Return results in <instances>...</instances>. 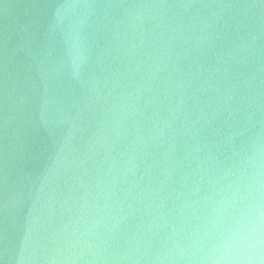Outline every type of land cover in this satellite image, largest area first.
<instances>
[{
  "label": "clouds",
  "instance_id": "obj_1",
  "mask_svg": "<svg viewBox=\"0 0 264 264\" xmlns=\"http://www.w3.org/2000/svg\"><path fill=\"white\" fill-rule=\"evenodd\" d=\"M64 8L72 17L70 65L76 72L89 64V17L116 13L126 31H139L142 45L148 34L160 46L134 69L125 68L130 79L121 87L130 90L120 97L115 136L133 135L129 118L134 136L123 161L108 162L100 192L81 198L79 230L63 236L67 226H37L33 212L17 264H264V47L258 46L264 0ZM229 32L236 38L228 59L189 94L180 61L190 52L207 56L210 43ZM213 196L231 201L236 223L227 233L200 238L190 219L197 218L193 205Z\"/></svg>",
  "mask_w": 264,
  "mask_h": 264
},
{
  "label": "water",
  "instance_id": "obj_2",
  "mask_svg": "<svg viewBox=\"0 0 264 264\" xmlns=\"http://www.w3.org/2000/svg\"><path fill=\"white\" fill-rule=\"evenodd\" d=\"M146 2L0 0V264H17L26 219L33 212L37 226L53 231L67 226L63 236L79 230L81 198L100 192L108 179V162L123 161L121 154L134 136L133 118L126 125L133 135L115 136L120 97L130 90L121 87L130 79L125 68L134 69L160 46L148 34L142 45L139 31H126L116 13L89 17V64L76 72L70 65L72 17L64 5ZM235 38L232 32L221 33L210 43L207 56L190 52L180 61L189 94L228 59ZM258 46L264 47V40ZM185 47L191 49V42ZM151 114L149 108L145 115ZM141 123L148 126L147 120ZM232 207L222 196L193 205L197 218L190 219L199 227V237L227 233L237 219Z\"/></svg>",
  "mask_w": 264,
  "mask_h": 264
}]
</instances>
